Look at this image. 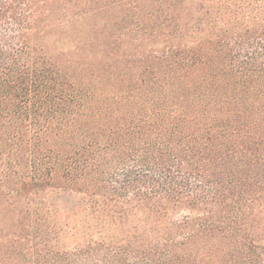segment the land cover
Returning a JSON list of instances; mask_svg holds the SVG:
<instances>
[{
  "label": "trees",
  "instance_id": "16d2710c",
  "mask_svg": "<svg viewBox=\"0 0 264 264\" xmlns=\"http://www.w3.org/2000/svg\"><path fill=\"white\" fill-rule=\"evenodd\" d=\"M0 264H264V0H0Z\"/></svg>",
  "mask_w": 264,
  "mask_h": 264
}]
</instances>
